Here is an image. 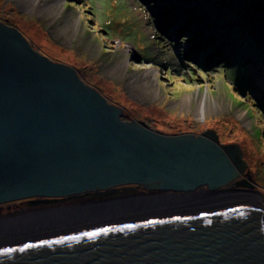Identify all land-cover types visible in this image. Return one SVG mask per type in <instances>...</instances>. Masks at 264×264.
<instances>
[{
  "label": "water",
  "instance_id": "95a60500",
  "mask_svg": "<svg viewBox=\"0 0 264 264\" xmlns=\"http://www.w3.org/2000/svg\"><path fill=\"white\" fill-rule=\"evenodd\" d=\"M123 118L0 20V206L155 193L0 215V264H264V207L239 146Z\"/></svg>",
  "mask_w": 264,
  "mask_h": 264
},
{
  "label": "rangeland",
  "instance_id": "374dc122",
  "mask_svg": "<svg viewBox=\"0 0 264 264\" xmlns=\"http://www.w3.org/2000/svg\"><path fill=\"white\" fill-rule=\"evenodd\" d=\"M0 20L77 70L125 121L167 135L214 131L239 146L242 180L252 186L245 191L264 207V0H0ZM203 40L216 51L201 49ZM132 193L126 186L102 196ZM19 206H0V215Z\"/></svg>",
  "mask_w": 264,
  "mask_h": 264
},
{
  "label": "flooded vegetation",
  "instance_id": "af4514ba",
  "mask_svg": "<svg viewBox=\"0 0 264 264\" xmlns=\"http://www.w3.org/2000/svg\"><path fill=\"white\" fill-rule=\"evenodd\" d=\"M136 190V193L138 195L140 194H155V193H150L144 191L142 188H137L136 186H131ZM105 193L101 194H86V195H81V196H76V197H71V198H65V199H51L48 200L47 202H43V199H33V200H25L21 202H16L12 204H19L20 206L17 208L19 210H16L15 213H21L23 211H29L33 209H41L45 206H58V205H76L80 203H85L87 201H96V200H107V199H113L117 197H125V196H130L134 195L132 194H123L121 196L117 195H110V196H102ZM35 202V203H34Z\"/></svg>",
  "mask_w": 264,
  "mask_h": 264
},
{
  "label": "bare ground",
  "instance_id": "6f19581e",
  "mask_svg": "<svg viewBox=\"0 0 264 264\" xmlns=\"http://www.w3.org/2000/svg\"><path fill=\"white\" fill-rule=\"evenodd\" d=\"M17 1H22V2H24V5H25V0H17ZM18 5L22 8L23 6H22V4H20V3H18ZM189 9V8H188ZM177 12H179V11H177ZM173 15H171V17H170V19L173 21V20H175V18L176 17H172ZM200 26V25H199ZM188 29V28H187ZM197 29H198V27H197ZM187 31H189V30H187ZM190 33V32H189ZM194 35H195V37H202V31H197L196 33H194ZM209 36H211V34L209 33ZM191 37V36H190ZM239 50H240V54L241 55H243V57H244V59L245 60H249V59H247V58H249V57H251L250 55V53L248 52V51H246L245 49H243V48H239ZM255 63V62H254ZM254 63H253V65H254ZM256 66V65H255ZM259 82H260V84L264 87V71H263V76L259 79ZM264 90V89H263ZM203 114H204V110L202 111V117H203ZM253 201H256L257 203H259L260 202V198L259 197H257L256 195L254 196V198H251ZM48 200H51V199H48ZM47 200V201H48ZM260 204V203H259ZM46 207H51V206H45V207H43V208H46ZM53 207V206H52Z\"/></svg>",
  "mask_w": 264,
  "mask_h": 264
},
{
  "label": "trees",
  "instance_id": "16d2710c",
  "mask_svg": "<svg viewBox=\"0 0 264 264\" xmlns=\"http://www.w3.org/2000/svg\"><path fill=\"white\" fill-rule=\"evenodd\" d=\"M178 19H179V18H178ZM190 21H191V19H188V18H187V19L185 20V23H184V21H178V22L180 23L179 25H180L181 27H184L186 23H192V22H190ZM192 29H194V27H193ZM193 32H195V31H193ZM206 45H210L209 47H211L210 49L208 48V49H209L208 51H210V52H211L212 50L216 51L215 46H211L212 43L209 42V41H206V40H203L202 43H200L201 49H205V46H206ZM211 49H212V50H211ZM220 143H221V142H220ZM221 144H222V143H221Z\"/></svg>",
  "mask_w": 264,
  "mask_h": 264
},
{
  "label": "snow or ice",
  "instance_id": "6c2138e0",
  "mask_svg": "<svg viewBox=\"0 0 264 264\" xmlns=\"http://www.w3.org/2000/svg\"><path fill=\"white\" fill-rule=\"evenodd\" d=\"M26 247H27V245H26Z\"/></svg>",
  "mask_w": 264,
  "mask_h": 264
}]
</instances>
